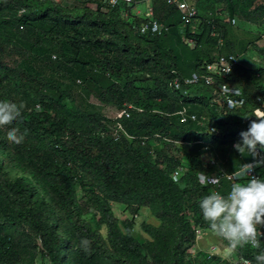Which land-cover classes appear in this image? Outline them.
<instances>
[{"label": "trees", "instance_id": "1", "mask_svg": "<svg viewBox=\"0 0 264 264\" xmlns=\"http://www.w3.org/2000/svg\"><path fill=\"white\" fill-rule=\"evenodd\" d=\"M103 1L91 0L95 9L76 12L54 0H0V100L23 104L20 119L0 126V264H191L187 253L196 229L211 230L199 200L215 191L199 182L193 161L208 145L239 142L241 131L258 119L261 69L236 65L220 80L243 89L245 104L234 110L222 97L218 104L215 87L184 84L214 63L223 54L220 41L236 32L216 13L229 0H196L211 9L197 11V31L167 0H151L154 18L169 28L159 36L136 35L131 27L145 21L138 23L134 5L146 0L116 8ZM254 14L263 18L264 6ZM4 53L37 57L45 74L29 73ZM91 67L102 81L86 76ZM174 78L182 90L174 89ZM78 80L96 88L102 105L129 116L109 120L96 107H82L62 84ZM195 104L208 113L215 106L218 133L181 122L180 111ZM12 128L26 131L22 142L9 139ZM168 137L191 145L190 151L170 153ZM181 165L187 172L174 182ZM257 171L264 178V164ZM231 184L224 179L216 191L226 193ZM112 204L125 206L132 217L148 208L160 224L142 223L149 236L142 243L133 235L134 220L119 221ZM257 251L251 244L236 249L252 264Z\"/></svg>", "mask_w": 264, "mask_h": 264}, {"label": "rangeland", "instance_id": "2", "mask_svg": "<svg viewBox=\"0 0 264 264\" xmlns=\"http://www.w3.org/2000/svg\"><path fill=\"white\" fill-rule=\"evenodd\" d=\"M56 3L62 5L64 8L69 10H76L80 12L84 7L96 8V5L91 2V0H54ZM187 2L196 7L199 13L205 14L206 11H211L209 7L202 8V5H197L196 0H187ZM103 4L105 2L103 1ZM264 6V0H232L227 1L226 3L219 4L216 6V13L222 18L223 14L229 13L231 18L236 20L235 24H229V22L223 19V24L226 27H232L236 30L234 33L228 34V42L224 41L223 46L221 47V52L223 54L236 53V54H245L252 53L253 51L263 54L264 52V16L263 18L257 17L254 12L259 10L260 7ZM153 8L151 1H143L134 5V17L138 21L143 22L144 18H147L149 15V9ZM140 22V23H141ZM139 23V24H140ZM138 24H133L131 27H134V33L138 34ZM195 31L198 30L199 21L192 20L191 23ZM233 40H236L234 43ZM244 50V51H243ZM3 54V52H2ZM4 57L9 62H12L14 59L18 62L19 66L25 68L29 73L42 76L45 74V70L42 69L41 60L35 56L28 57L27 55L18 56L15 54L7 55L4 53ZM12 59V60H10ZM53 61L56 60L53 56ZM247 66L255 67L257 64L252 63L251 59L248 58L245 61ZM90 79H94L98 82L102 81L104 77L92 67L88 70L86 75ZM62 84L69 89L73 96L77 99V102L86 108L96 107L101 111L109 120H114L121 114L123 111L119 110L115 106L102 105L95 93L97 90L95 87L88 85L87 87L76 81V84L71 83L70 81H64ZM200 91L206 92L204 89ZM210 95L208 94L207 97ZM223 100L219 96L218 104L221 106ZM188 114H197L199 116H206L208 119H213V114L216 113L215 106H211V113H208L203 105L195 104L192 107H186L185 109ZM117 127H113V130ZM187 128L190 127L189 124L186 125ZM204 128V127H203ZM167 142H173L172 146L169 149V152L172 154H178L182 157L183 153H188L191 149V145L185 144L181 139H172L167 138ZM155 144V141L153 142ZM235 144V143H234ZM234 144L225 145V146H213L208 145L209 147L204 152L198 156L196 160L193 161V164L201 173H207L212 175L226 174L234 171L235 168L239 167L243 162H253L255 159L247 151L244 154L238 152L234 148ZM198 151L197 148H195ZM252 157V159H251ZM261 166V165H260ZM258 166V167H260ZM263 170V169H262ZM261 171V170H260ZM79 196H82L79 193ZM112 208L115 216L119 221H124L127 219H133L134 230L133 235L140 241L145 242L149 239V236L142 231V223H148L155 226L160 224L159 220L151 215L148 208H142L139 214L135 217H132L127 211L126 207L121 204H112ZM86 219L92 224L94 228H97L96 220L93 216H87ZM210 246H216L218 254L213 258H208L207 251ZM187 259L191 264H241L236 263L238 259L237 252L228 248L224 243L223 239L214 233L211 230L205 231L202 233L201 237L196 240V243L190 248L187 253ZM42 264H47L45 261L39 260Z\"/></svg>", "mask_w": 264, "mask_h": 264}, {"label": "clouds", "instance_id": "3", "mask_svg": "<svg viewBox=\"0 0 264 264\" xmlns=\"http://www.w3.org/2000/svg\"><path fill=\"white\" fill-rule=\"evenodd\" d=\"M155 30L156 25L153 24ZM196 78V73H192L191 79ZM22 108V103L0 100V126L20 119ZM255 116L258 119L252 120L247 129L241 131V140L234 144L238 152L244 154L247 151L254 158L259 155L258 148L264 151V109H257ZM25 135L26 131L20 132L17 128L8 132L9 139L16 143L22 142ZM261 164H264V159L243 162L231 172V176L237 181L247 178V182L232 183L226 193L211 191L199 200L203 220L214 233L228 242L229 247L256 246L255 264H264V242L257 230L258 225L264 224V178L253 175V169ZM83 243L87 244V240Z\"/></svg>", "mask_w": 264, "mask_h": 264}, {"label": "built area", "instance_id": "4", "mask_svg": "<svg viewBox=\"0 0 264 264\" xmlns=\"http://www.w3.org/2000/svg\"><path fill=\"white\" fill-rule=\"evenodd\" d=\"M133 0H104L105 4L111 8H116L121 3L130 4ZM151 1V0H146ZM167 4L170 6H174L180 13L182 21L184 23L191 22L197 15L196 7L190 5L187 0H167ZM148 17L144 18L145 21L140 24L138 27V33L141 35H161L163 32L167 31L169 28L166 24L159 22L154 18L153 15V8L149 9ZM129 15L127 12L124 14V17H128ZM225 20H227L231 24H235L236 20L230 18L229 14H223L222 16ZM153 24L156 25V30L153 31ZM220 46H223V41H220ZM251 59L252 63L257 64L255 67H249L245 63V61ZM236 65H242L246 68L250 69H261L264 74V52L263 54H259L256 51L252 53H248L246 56L245 54H236V53H228V54H220L217 60L212 63L208 64L205 68L204 72L196 73L197 78L195 80L191 79V76L186 78L184 84L186 86H195V85H206L212 86L217 89L220 96L225 100V105L228 110H234L240 107H243L245 104V97L243 89L229 84V83H221L220 80L225 79L232 73L234 67ZM172 85L175 90H182V84L178 78H174L172 81ZM184 95H188V90L184 91ZM257 109H264V99L262 100V107L256 108L254 110V114L256 115ZM122 113H126L123 111ZM121 113V114H122ZM119 114V115H121ZM127 116L129 114L126 113ZM181 115V122L186 123L188 121H192L197 123L199 126L206 127L208 131L213 133H218V126L216 124L215 119H208L206 116H199L197 114H188L186 110L180 111ZM258 118V117H257ZM120 125H118L113 131L114 137H118L119 133L118 130L120 129ZM119 128V129H118ZM259 155L257 159H264V152L258 148ZM187 172V167L185 165L179 166L174 173L172 174V179L174 182H178L183 174ZM253 175L257 178H261L259 172L257 171V167L253 169ZM199 182L203 186H210L215 189V191L221 187L222 180L226 179L231 183L238 182L235 177L231 176V173L226 174H218L212 175L207 173H199L198 175ZM247 180V178H245ZM258 235L261 237L262 242H264V224H260L257 226ZM203 231L200 228L196 229V237L197 239L201 237ZM222 238V237H221ZM223 239V238H222ZM223 243L230 248L231 250L236 251V249H232L229 247L228 242L223 239ZM251 246L256 248L255 245ZM218 254L216 246H210L209 250L207 251L208 258H213ZM241 264H252L250 261L243 259L242 257L238 256L237 262Z\"/></svg>", "mask_w": 264, "mask_h": 264}]
</instances>
